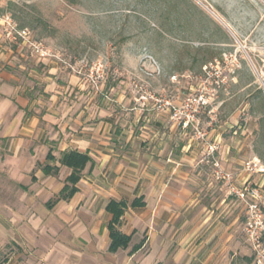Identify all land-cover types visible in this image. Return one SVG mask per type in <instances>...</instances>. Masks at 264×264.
Here are the masks:
<instances>
[{"label": "rangeland", "instance_id": "rangeland-1", "mask_svg": "<svg viewBox=\"0 0 264 264\" xmlns=\"http://www.w3.org/2000/svg\"><path fill=\"white\" fill-rule=\"evenodd\" d=\"M74 1L0 0V261L122 264L117 255L88 254L87 240L73 230L77 215L40 214L31 204L27 213L28 198L48 197L47 183L42 197L37 190L15 194L19 167L4 134L22 93L38 110L52 94L74 99L121 90L141 112L170 119L177 138L197 147L192 186L206 207L195 215L200 240L188 250L197 246L201 264H258L246 228L251 199L232 187L259 189L264 245V161L255 151L264 112V0ZM209 52L215 58L200 66ZM168 100L183 113L181 122ZM149 250L139 258L124 253L125 264H143Z\"/></svg>", "mask_w": 264, "mask_h": 264}, {"label": "crops", "instance_id": "crops-1", "mask_svg": "<svg viewBox=\"0 0 264 264\" xmlns=\"http://www.w3.org/2000/svg\"><path fill=\"white\" fill-rule=\"evenodd\" d=\"M102 94L91 92L74 99L52 94L38 110H33L36 99L24 93L13 101L15 116L4 134L12 137L11 158L20 168L13 172L20 187L15 194L37 190L42 197L40 187L46 181L48 197L42 203L34 197L30 203L28 198L27 213L31 204L37 205L40 214L57 209L77 215L73 230L87 240L88 254L95 259L98 252H106L107 257H121L125 264L124 253L139 258L148 247L143 264L159 263L163 258V264H201L197 246L193 244L190 251L186 247L199 242L196 228L200 222L195 215L206 207L202 194L192 186L196 145L177 138L174 123L157 110L141 112L135 97L121 90ZM74 149L88 153L92 160L82 172L77 192L49 207L71 173L60 157ZM50 150L56 161L47 158ZM46 164L56 165L58 172L45 174ZM112 199L127 202L119 229L131 235L129 245L115 252L109 250L113 213L107 205Z\"/></svg>", "mask_w": 264, "mask_h": 264}, {"label": "trees", "instance_id": "trees-1", "mask_svg": "<svg viewBox=\"0 0 264 264\" xmlns=\"http://www.w3.org/2000/svg\"><path fill=\"white\" fill-rule=\"evenodd\" d=\"M71 3H74V0H68ZM210 53V52H209ZM213 54L210 53V56L204 58V60L200 63V66L207 64L210 60H213ZM260 129L261 136L259 137L257 144L255 146V151L258 156L264 161V112H262V116L260 117ZM47 158L51 161H56V157L53 155L52 150L48 153ZM91 156L88 153H83L78 150H69L62 153L60 157V163L62 165H66L71 168V173L66 179V184L60 192L59 197L55 200L50 201L48 206L52 207L55 202L60 199H70L78 190L77 183L80 181L82 177V172L87 166V164L91 161ZM43 171L45 174H55L58 172V167L56 165L46 164L43 167ZM136 203V200L133 202V205ZM127 202L125 200H114L112 199L107 205V209L113 213V218L109 223L110 230V238L111 242L109 245V250L112 252L117 251L119 248H125L129 245L131 241V235H127L123 233L119 226L122 222L121 216L124 214L125 208L127 207ZM140 246L135 247V250ZM252 259L249 258L248 262L251 263ZM0 264H4L0 261Z\"/></svg>", "mask_w": 264, "mask_h": 264}, {"label": "built area", "instance_id": "built-area-1", "mask_svg": "<svg viewBox=\"0 0 264 264\" xmlns=\"http://www.w3.org/2000/svg\"><path fill=\"white\" fill-rule=\"evenodd\" d=\"M175 78V76H174ZM169 106H172V118L180 120L183 117V113L179 111L175 106L172 105L171 101H167ZM190 115H187L189 117ZM194 120V116L192 119H186V122ZM201 135L200 137H204L205 135L202 134V132L199 133ZM215 145L212 146L210 145V149L214 150ZM250 166V163H248ZM222 177H226L230 179V175H222ZM233 192L238 196V198L243 199L247 201V199H251V201H248V207H249V212L252 214V217L249 218L247 222V231L249 232V235L252 239V242L258 252L257 258H258V264H264V245L262 244V230H261V223H258L256 220V217L260 215L258 212L260 210L259 205L256 201V199L260 196L259 189L254 186H247L242 189H236V187H232Z\"/></svg>", "mask_w": 264, "mask_h": 264}]
</instances>
